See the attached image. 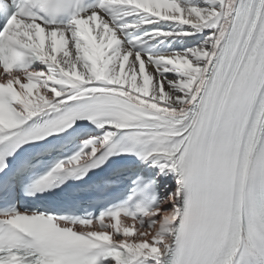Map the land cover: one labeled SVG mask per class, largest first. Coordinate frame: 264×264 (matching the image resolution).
Masks as SVG:
<instances>
[{
  "label": "snow or ice",
  "instance_id": "6c2138e0",
  "mask_svg": "<svg viewBox=\"0 0 264 264\" xmlns=\"http://www.w3.org/2000/svg\"><path fill=\"white\" fill-rule=\"evenodd\" d=\"M0 264H264V0H0Z\"/></svg>",
  "mask_w": 264,
  "mask_h": 264
}]
</instances>
